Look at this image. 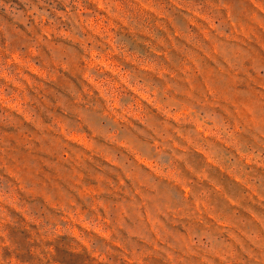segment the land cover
<instances>
[{
	"label": "rangeland",
	"instance_id": "374dc122",
	"mask_svg": "<svg viewBox=\"0 0 264 264\" xmlns=\"http://www.w3.org/2000/svg\"><path fill=\"white\" fill-rule=\"evenodd\" d=\"M0 264H264V0H0Z\"/></svg>",
	"mask_w": 264,
	"mask_h": 264
}]
</instances>
